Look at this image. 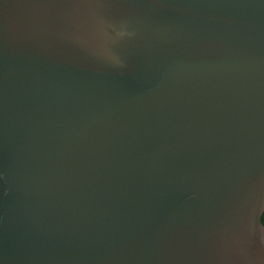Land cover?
Wrapping results in <instances>:
<instances>
[{"label": "water", "instance_id": "water-1", "mask_svg": "<svg viewBox=\"0 0 264 264\" xmlns=\"http://www.w3.org/2000/svg\"><path fill=\"white\" fill-rule=\"evenodd\" d=\"M264 0H0V264H264Z\"/></svg>", "mask_w": 264, "mask_h": 264}, {"label": "snow or ice", "instance_id": "snow-or-ice-1", "mask_svg": "<svg viewBox=\"0 0 264 264\" xmlns=\"http://www.w3.org/2000/svg\"><path fill=\"white\" fill-rule=\"evenodd\" d=\"M261 223L264 224V216L261 217Z\"/></svg>", "mask_w": 264, "mask_h": 264}, {"label": "trees", "instance_id": "trees-1", "mask_svg": "<svg viewBox=\"0 0 264 264\" xmlns=\"http://www.w3.org/2000/svg\"><path fill=\"white\" fill-rule=\"evenodd\" d=\"M262 216H264V214ZM262 225L264 226V224H262Z\"/></svg>", "mask_w": 264, "mask_h": 264}]
</instances>
